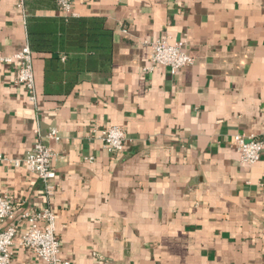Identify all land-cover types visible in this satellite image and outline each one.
Segmentation results:
<instances>
[{"label":"crops","instance_id":"1","mask_svg":"<svg viewBox=\"0 0 264 264\" xmlns=\"http://www.w3.org/2000/svg\"><path fill=\"white\" fill-rule=\"evenodd\" d=\"M0 0V55L32 51L34 99L0 62V194L49 205L70 264H264V148L244 164L236 133L264 138V0ZM162 38L193 63L147 72ZM121 126L108 153L93 127ZM55 128L59 140L48 138ZM49 145L55 192L14 159ZM91 158V159H89ZM11 264H44L14 246Z\"/></svg>","mask_w":264,"mask_h":264},{"label":"built area","instance_id":"2","mask_svg":"<svg viewBox=\"0 0 264 264\" xmlns=\"http://www.w3.org/2000/svg\"><path fill=\"white\" fill-rule=\"evenodd\" d=\"M23 13L25 12L24 0H12ZM57 6L68 13L71 0H55ZM151 48L148 63L143 70L150 72L157 66H167L172 74L179 69L191 65L193 56L185 50V42L178 40L168 42L166 39L157 38L146 42ZM0 62L16 63V81L23 84L30 94V100L34 99V75L32 68V51L29 44L22 46L20 50L10 56L0 55ZM92 135L98 139L103 148L111 154L123 149L126 134L118 125L106 127H93ZM48 138L59 140L60 136L55 128L48 132ZM232 145L244 164H254L260 158L264 148V138L256 139L236 133L232 136ZM55 151L47 144L36 141L31 149L21 158L13 160L15 165H23L34 173L42 182L44 194L50 197L55 192V171L52 167V159ZM91 159V158H89ZM23 202L15 200L7 192L0 194V264H11L12 248L19 246L30 250L40 258L44 264H70L60 255V245L56 232L55 214L49 205L39 210H24L21 218L28 223L26 229L17 232L14 224L6 225L14 218L17 208Z\"/></svg>","mask_w":264,"mask_h":264},{"label":"trees","instance_id":"3","mask_svg":"<svg viewBox=\"0 0 264 264\" xmlns=\"http://www.w3.org/2000/svg\"><path fill=\"white\" fill-rule=\"evenodd\" d=\"M27 33H28L29 44L33 49H38L42 47L43 39L38 35L34 27H32L30 24L27 25Z\"/></svg>","mask_w":264,"mask_h":264}]
</instances>
